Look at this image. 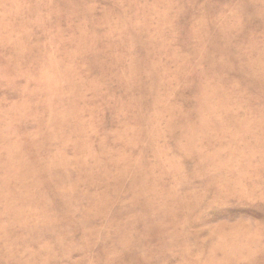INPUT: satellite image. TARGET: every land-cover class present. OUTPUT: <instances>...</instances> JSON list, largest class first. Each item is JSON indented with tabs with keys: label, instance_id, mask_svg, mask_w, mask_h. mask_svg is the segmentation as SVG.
<instances>
[{
	"label": "rangeland",
	"instance_id": "374dc122",
	"mask_svg": "<svg viewBox=\"0 0 264 264\" xmlns=\"http://www.w3.org/2000/svg\"><path fill=\"white\" fill-rule=\"evenodd\" d=\"M0 264H264V0H0Z\"/></svg>",
	"mask_w": 264,
	"mask_h": 264
}]
</instances>
